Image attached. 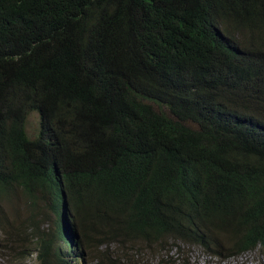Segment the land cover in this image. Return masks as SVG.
<instances>
[{
  "label": "trees",
  "instance_id": "obj_1",
  "mask_svg": "<svg viewBox=\"0 0 264 264\" xmlns=\"http://www.w3.org/2000/svg\"><path fill=\"white\" fill-rule=\"evenodd\" d=\"M0 229L9 264L264 254V0H0Z\"/></svg>",
  "mask_w": 264,
  "mask_h": 264
},
{
  "label": "rangeland",
  "instance_id": "obj_2",
  "mask_svg": "<svg viewBox=\"0 0 264 264\" xmlns=\"http://www.w3.org/2000/svg\"><path fill=\"white\" fill-rule=\"evenodd\" d=\"M40 128V116L37 113H31L26 122V133L28 137L31 139L36 138L39 135ZM28 211L31 212L30 209ZM4 212L9 215L8 210L5 209ZM3 236V230H0V237ZM64 248L67 249V246H64ZM193 252L194 258L192 264H220L218 260L206 257L200 251L193 250ZM64 254L66 256L67 252L64 251ZM66 260L68 261V259ZM77 260L78 264H98V261L92 259L87 250H83V257L79 256ZM146 263L156 264V262L149 261L148 258L146 259ZM223 264H264V254L257 249L249 253H244L238 257L230 258L228 262Z\"/></svg>",
  "mask_w": 264,
  "mask_h": 264
},
{
  "label": "clouds",
  "instance_id": "obj_3",
  "mask_svg": "<svg viewBox=\"0 0 264 264\" xmlns=\"http://www.w3.org/2000/svg\"><path fill=\"white\" fill-rule=\"evenodd\" d=\"M57 215H58V218L60 220V223L63 225L64 235L67 236V238L71 241V245L73 246V249L77 250L78 249V247H77L78 238H77V234H76L75 221H74V217H73L72 212H71L68 196H67L66 193L63 194L62 202L59 203L58 210H57ZM0 230H2V229H0ZM3 233H4V236L0 237V241H3L5 239L4 238L5 237V232L3 231ZM64 246H67V249H65ZM64 251L67 252L66 256L64 254ZM71 251L72 250L70 249V247L68 248V244L65 243L61 239V253H62V256H63V260H64L63 264H78L77 257L80 256L79 253L77 254V257H75L71 253ZM2 252H3V247L0 244V264H9V263L6 262V260H7V251H5V253H4L5 259L1 255ZM190 252H191L190 255L185 260V264H192V262H193V258H194L193 257V254H194L193 249H191ZM206 257H208V256H206ZM147 258L151 262H156V258H153V257H147ZM209 258H212V257H209ZM66 259H68V261ZM212 259H214V258H212ZM215 260H217V259H215ZM225 262H228V261H225ZM225 262H223V263H225ZM35 263H36V254H34L30 258H27L26 261L24 262V264H35ZM219 263L223 264L220 261H219Z\"/></svg>",
  "mask_w": 264,
  "mask_h": 264
}]
</instances>
